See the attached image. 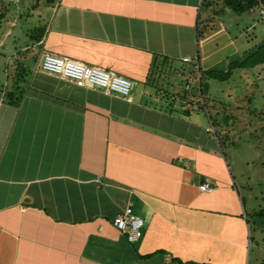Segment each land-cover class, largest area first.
<instances>
[{"label": "crops", "instance_id": "1", "mask_svg": "<svg viewBox=\"0 0 264 264\" xmlns=\"http://www.w3.org/2000/svg\"><path fill=\"white\" fill-rule=\"evenodd\" d=\"M219 1L34 0L43 25L18 48L0 24V264H251L259 220L184 89L183 58L224 72L261 42L239 44L221 18L243 13ZM44 53L129 79L130 101L43 72ZM127 206L135 242L112 224Z\"/></svg>", "mask_w": 264, "mask_h": 264}, {"label": "rangeland", "instance_id": "2", "mask_svg": "<svg viewBox=\"0 0 264 264\" xmlns=\"http://www.w3.org/2000/svg\"><path fill=\"white\" fill-rule=\"evenodd\" d=\"M211 1L214 3L212 10L219 14L217 9L222 5L221 1ZM7 2L8 11L5 19L0 21L1 30L9 29L17 33L15 46L18 48L26 42L21 33L41 28L43 22L35 13L30 15L34 11V0ZM1 8L0 3V13ZM256 9L251 14L243 13L239 18H235L232 12L221 18L227 31L236 37L239 44H244L246 37L249 45L264 39V20L258 8ZM19 15L21 18L18 19ZM232 18L235 19L231 20ZM205 81L210 110L216 122L214 134L223 146V154L243 197L246 212L250 216L264 208V65L253 69L235 70L227 81L210 77ZM251 220L249 219V222ZM250 227L253 240L248 258L253 264L256 258H264V248L261 247L264 246V222L257 221L255 227L258 230H255L251 223ZM255 231L261 233V241L257 240ZM256 240L258 245L255 244Z\"/></svg>", "mask_w": 264, "mask_h": 264}, {"label": "built area", "instance_id": "3", "mask_svg": "<svg viewBox=\"0 0 264 264\" xmlns=\"http://www.w3.org/2000/svg\"><path fill=\"white\" fill-rule=\"evenodd\" d=\"M261 18L264 20V2L258 6ZM184 61H193L194 70L185 77L184 89L194 86L199 105L207 116L209 121V130L214 131L210 123V110L208 107L206 95L203 92V75L197 59L183 58ZM39 68L48 74H53L59 78L69 79L77 86H90L101 90L105 94H116L125 101H130L131 82L129 79L119 76L112 70H106L95 66H87L74 61L67 56L53 55L49 53L42 54L39 61ZM187 109L192 107L187 104ZM199 190L209 191V185L204 182L199 185ZM113 226L125 235L128 242H135L140 238L142 220L131 211L127 206L122 213L118 214L112 221Z\"/></svg>", "mask_w": 264, "mask_h": 264}, {"label": "trees", "instance_id": "4", "mask_svg": "<svg viewBox=\"0 0 264 264\" xmlns=\"http://www.w3.org/2000/svg\"><path fill=\"white\" fill-rule=\"evenodd\" d=\"M222 1L224 2V0ZM260 2H264V0H238L237 4L234 6L228 5L225 2L224 4L229 6L235 13L240 14V13L248 12V11L258 8ZM40 29L41 28L33 29V31L38 32ZM262 65H264V39L256 46V48L252 52H249L243 60L229 63L224 72L202 71V75H203L204 81H205V78L207 77L208 78L210 77L218 81H226L229 79L234 69H252L257 66H262ZM203 92L205 93L204 82H203ZM11 103L12 105H16L17 101L14 100ZM208 107L210 108L209 103H208ZM210 123L215 129L216 122L214 120L212 113L210 114ZM251 217L258 219L261 222L262 221L264 222V208H261L260 210L251 214ZM184 264H189V263H184Z\"/></svg>", "mask_w": 264, "mask_h": 264}, {"label": "water", "instance_id": "5", "mask_svg": "<svg viewBox=\"0 0 264 264\" xmlns=\"http://www.w3.org/2000/svg\"><path fill=\"white\" fill-rule=\"evenodd\" d=\"M225 1V3H227V4H229V5H236L237 4V2H238V0H224Z\"/></svg>", "mask_w": 264, "mask_h": 264}]
</instances>
